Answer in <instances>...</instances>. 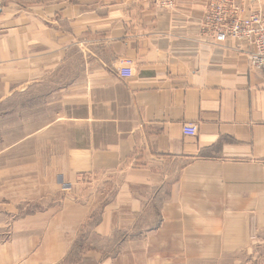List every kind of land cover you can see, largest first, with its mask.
I'll list each match as a JSON object with an SVG mask.
<instances>
[{"label":"crops","instance_id":"1","mask_svg":"<svg viewBox=\"0 0 264 264\" xmlns=\"http://www.w3.org/2000/svg\"><path fill=\"white\" fill-rule=\"evenodd\" d=\"M207 1L0 0L6 96L36 91L49 152L0 264H264V73L213 44Z\"/></svg>","mask_w":264,"mask_h":264},{"label":"rangeland","instance_id":"2","mask_svg":"<svg viewBox=\"0 0 264 264\" xmlns=\"http://www.w3.org/2000/svg\"><path fill=\"white\" fill-rule=\"evenodd\" d=\"M4 85L0 75V212L5 204L18 209L19 205H27V198L33 199L45 192L42 177L46 175L47 168L38 167L37 161L49 153L44 150L42 137L37 141L34 134L36 125L43 122L36 117L35 95L32 99L29 97L36 91L6 96ZM39 111L49 115L46 108ZM47 147L51 148V143ZM30 207L34 205L31 203ZM16 217H11V220Z\"/></svg>","mask_w":264,"mask_h":264},{"label":"built area","instance_id":"3","mask_svg":"<svg viewBox=\"0 0 264 264\" xmlns=\"http://www.w3.org/2000/svg\"><path fill=\"white\" fill-rule=\"evenodd\" d=\"M258 0H208L202 27L212 37L213 44L236 40V50L245 54L249 66L264 73V11L252 6ZM162 8H171L175 0H155ZM131 58L119 61L118 74L128 78L132 74ZM196 125L185 123V135H195Z\"/></svg>","mask_w":264,"mask_h":264}]
</instances>
